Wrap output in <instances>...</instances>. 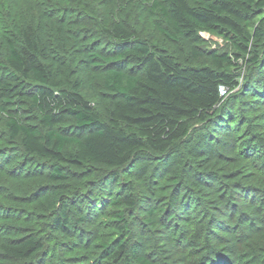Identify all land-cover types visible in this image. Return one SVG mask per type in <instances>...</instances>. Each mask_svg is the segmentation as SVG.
Instances as JSON below:
<instances>
[{"label":"rangeland","instance_id":"1","mask_svg":"<svg viewBox=\"0 0 264 264\" xmlns=\"http://www.w3.org/2000/svg\"><path fill=\"white\" fill-rule=\"evenodd\" d=\"M45 1L56 2L39 0L35 5ZM60 1L64 10H54V17L65 19L70 57L80 56L81 46L89 51L114 50L113 39L104 33L106 15L95 14L92 8L96 4L108 8L113 0H87L83 12L74 2ZM114 1L121 7L136 1L141 12L126 16V21L154 50L172 55L183 66H211L213 50L229 53L234 61L231 71L239 84L224 93L227 101L218 117L191 120L188 135L167 152L141 151L134 162L119 169L102 164L67 167V178L57 181L47 176L49 160L27 155L18 143L8 140L7 112L23 122H38L30 94L22 89L16 96L1 95L0 243L28 232L38 234L45 249L29 260L32 264H136L140 255L153 264H264L257 243L264 240V39L253 41L251 53L207 31L201 32L199 43L184 38L173 42L156 29L155 16L146 12L152 0ZM4 2L3 15H7V5L21 0ZM263 18L264 13L250 19L251 31L264 29ZM5 46L0 36L1 61ZM254 50L260 55L258 63L252 60ZM102 75L100 69L85 64L78 72L84 97L105 118L111 95ZM61 127L74 134L72 120ZM50 190L60 197L59 209L69 206L75 220L86 218L82 224L73 221L72 232L54 231L50 221L56 210L39 207L37 199ZM129 193L137 205L112 204L113 199ZM117 214L125 218L123 230ZM123 239L125 256L118 261L108 258L101 245H109L112 251ZM0 264L24 261L0 253Z\"/></svg>","mask_w":264,"mask_h":264},{"label":"trees","instance_id":"2","mask_svg":"<svg viewBox=\"0 0 264 264\" xmlns=\"http://www.w3.org/2000/svg\"><path fill=\"white\" fill-rule=\"evenodd\" d=\"M36 1L26 0L30 5L25 0L10 2L7 15H3L5 2L0 0V36L6 41L4 61L0 60V96H16L22 89L30 94V107L38 113V122H23L7 112L8 140L18 143L27 155L49 160L47 176L53 181L66 179L67 167L102 164L119 169L134 162L141 151L167 152L188 135L191 120L218 117L227 101L221 87L227 92L239 84L227 52L213 50L211 66L192 67L154 50L126 21V16L141 12L136 1L125 7L114 0L108 8L94 5L95 14L106 15L104 33L106 30L113 39L114 50L89 51L81 46L77 51L80 56L72 58L66 53L70 48L65 19L54 17V10H64L62 2L45 1L38 7ZM86 1L63 3L74 2L83 12ZM146 12L155 16L156 29L173 42L184 38L199 43L201 32L207 31L225 36L243 53H251L253 41L264 39V29L251 31L250 23L253 16L264 13V0H152ZM252 60H260L256 50ZM82 64L103 73V85L111 95L105 118L82 93L83 81L78 76ZM67 119L72 120L73 135L61 127ZM59 199L58 193L50 190L37 201L45 210H56L50 221L54 231L72 232L73 221L81 220L78 223L82 224L86 218L75 220L69 206L59 209ZM113 203L137 205L130 193L113 199ZM117 217L123 221V230L125 218L122 214ZM257 243L260 255H264V240ZM101 246L108 258L118 261L125 256L127 243L117 241L112 251L109 245ZM44 249L42 238L31 232L0 243L1 255L24 264H32L29 260ZM136 264L153 263L140 255Z\"/></svg>","mask_w":264,"mask_h":264},{"label":"built area","instance_id":"3","mask_svg":"<svg viewBox=\"0 0 264 264\" xmlns=\"http://www.w3.org/2000/svg\"><path fill=\"white\" fill-rule=\"evenodd\" d=\"M220 91H221L222 94L226 93V89H225V87H221V88H220Z\"/></svg>","mask_w":264,"mask_h":264}]
</instances>
